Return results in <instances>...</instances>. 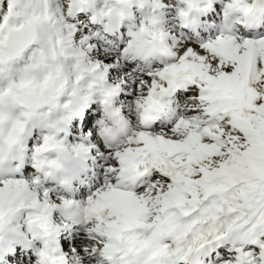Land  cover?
Listing matches in <instances>:
<instances>
[{
	"label": "snow or ice",
	"instance_id": "6c2138e0",
	"mask_svg": "<svg viewBox=\"0 0 264 264\" xmlns=\"http://www.w3.org/2000/svg\"><path fill=\"white\" fill-rule=\"evenodd\" d=\"M134 2L141 7L160 5V0H105L96 19L106 31H114ZM94 3L72 0L69 8L82 10ZM183 4L177 16L184 27H190L197 23L198 13L211 7L212 0H183ZM41 7L50 10L49 0H7L0 22V76L6 65L36 41L35 29L46 18L39 14ZM234 13L247 25L264 22V6L259 0H227L223 7L227 34L222 30L205 39H169V33L160 27L153 31L142 23L140 34L154 44L158 42L163 57L154 66L145 62L150 66L147 72L134 67L142 56L129 55V38L120 46L122 51L113 56L112 45L99 34L95 43L90 36L82 37L80 47L73 45L70 33L63 35L74 54L87 62L96 82H102L103 89L94 92L89 84L79 93L66 92L67 80L57 84L50 78L39 85L41 96L44 91L50 95L43 103L30 104L34 111L24 115L50 118L51 102L65 94L69 99L62 107L68 114L56 121L49 119V126L61 139L54 144L56 138L44 134L35 144L31 178H24L19 169L10 178H0V231L16 213L28 209L31 234L43 241L37 264H67L54 239L59 226L54 225L53 215L59 209L68 222L87 225L91 239L75 240L76 248L88 244L110 264H136L135 254L144 249L149 250L144 264H169L170 257L172 264H264V35L233 32L228 20ZM152 23L158 25V20L152 17ZM97 45L99 58L88 60L85 51ZM76 79L79 82L81 78ZM177 84L193 86L197 115L179 119L164 132L150 130L148 126L163 107V97ZM28 86L22 82L17 87ZM93 93L102 96L103 110H111L118 127L102 126L103 119L97 127L91 111L83 119L82 140L90 137L100 151L95 154V180L81 204L64 195L56 196L45 186V181L52 179L46 166L63 170L64 165L42 159V154L58 146L65 152L64 160L88 155L94 146L84 142L75 144L72 154H67L63 138L67 130L61 125L74 114L75 106ZM116 97L134 105L143 126L128 132L122 147L117 146L123 135L121 128L129 130V121L121 107L114 106ZM43 107L49 110L41 111ZM18 128L23 131V124ZM72 131L76 132L75 126ZM9 142H15V137L10 135ZM28 171L25 166L24 173ZM73 179L64 182L66 191L72 190ZM236 189L243 203L236 201L233 206L230 196L223 194ZM185 205L208 214L187 224L172 223L170 213L193 212Z\"/></svg>",
	"mask_w": 264,
	"mask_h": 264
},
{
	"label": "clouds",
	"instance_id": "9594fccd",
	"mask_svg": "<svg viewBox=\"0 0 264 264\" xmlns=\"http://www.w3.org/2000/svg\"><path fill=\"white\" fill-rule=\"evenodd\" d=\"M247 2L251 3L252 0H247ZM39 14L46 18L42 19L35 29L36 41L29 44L27 48L17 55L10 65H6L3 75L0 76V145L3 147V152L0 153V178H10L15 175L17 169L20 170L21 165L19 163H17L15 171L9 166V163L10 161L18 160L20 157H25L24 142L33 127L46 129V135L56 138L53 141L54 144L61 139L56 129L49 126V119L56 121L67 116V110L62 105L65 100L69 99L68 95L59 96L58 99L51 102L50 118L41 119L35 115H24L34 111L33 108L29 107L30 104L35 101L43 103L50 95L47 91H44L42 96L40 95L41 89L39 85L45 79L50 78L57 84L67 80L66 92L75 91L79 93L81 89L86 90L85 86L89 84L92 85V91L94 92L100 93L103 89L102 82L97 83L96 77L89 71L87 62L79 59L74 54L73 49L67 44L53 12L51 10L46 12L41 7ZM236 19L239 20L240 16L237 15ZM252 25L249 22V26L251 27ZM145 26L153 31L159 30V25H153L152 17L147 18ZM135 39L143 52L140 61L148 63L163 61V57L159 52L158 42L154 44L150 38L141 35L139 29L135 30ZM77 76L81 78L79 82H77ZM22 82L29 86L25 88L17 87ZM9 89H11V92H9ZM72 99H75V97H72ZM48 110V107L41 108V111L47 112ZM104 116L105 111L103 110L102 118ZM19 124H23V131L19 130ZM121 132L123 135L120 145L117 146L122 147L130 130L125 131L121 128ZM10 135L15 137V142H9ZM65 149L67 154H72V150L66 146ZM64 156L65 152L56 146L42 154V159L63 164ZM45 171L49 172L51 178L58 181L62 186L69 179L55 165L46 166ZM124 187H129V185H124ZM223 195L230 196V202L233 206H235L236 201L243 203V197H241L239 189ZM232 195L235 196V200L231 199ZM185 207L193 208V212L190 215H184L182 210H177L175 213H170L168 219L172 223L183 225L190 223L197 216L208 214L203 209L197 212L192 205H185ZM24 211L28 212L29 210L24 209ZM121 247H124V245L121 244ZM148 252V249H144L136 253V264H144ZM172 259L171 257L169 258V264H172Z\"/></svg>",
	"mask_w": 264,
	"mask_h": 264
},
{
	"label": "bare ground",
	"instance_id": "6f19581e",
	"mask_svg": "<svg viewBox=\"0 0 264 264\" xmlns=\"http://www.w3.org/2000/svg\"><path fill=\"white\" fill-rule=\"evenodd\" d=\"M179 2H180V7H183L184 6L183 0H179ZM259 2H260V4L262 6H264V0H259ZM217 6L219 7V4H216V6L213 9H211L207 14L202 16L201 19L205 20L211 14L212 15H218L219 11H218V7ZM94 7H95V4L92 7L89 6V7L83 8L82 10L80 9L79 11H81V13L77 11L78 10V8H77L76 11L74 10V15L72 16V20L73 21H77V22L80 21L81 19H79V18H80V15L82 13L85 14L84 18H83V20H85L87 14H88V11L90 13H94L96 11ZM169 7H166L163 4H160L158 7H153V5L151 3H148V4H145L141 8H143V10L145 12H147L151 8H154L155 11H157V12H161V15L154 14L155 18L158 20V25H160L159 27L161 28V26L163 27V23H162L161 19L164 17L167 20L165 11H166V9H169ZM202 12L198 13V17H199V15ZM97 14L94 13L95 19L97 17ZM222 14H223V12H222ZM133 16H134V11L132 10V7H130L128 9V15L126 16V18L124 19L123 22L125 23L126 22L125 20L129 21ZM173 20L174 21L176 20L178 22L177 25H178V29H179L180 33L186 34V36L189 35V33L187 32L188 29L181 24L178 16L175 17V19H173ZM97 21H99V20L97 19ZM171 23H172V21H171ZM202 23L204 25L203 27H200V26L197 27L198 24L197 23L195 24V28L196 29L198 28V30H197V33L195 35H194V33L191 32V36H190L191 38H193V39L204 38V36H207L208 33H214L216 30H223L225 33H227V31H228L227 29L223 28V25L222 26H216V25H208L207 22H202ZM78 25H81V23H78ZM93 25L99 26L98 22H95ZM120 25H118L116 27V29H115L118 33L122 32L121 29L119 28ZM69 29H68V32L70 33L71 31ZM161 29H163V28H161ZM84 30H85V28H84ZM232 30H234V29H232ZM166 33H168V32H166ZM243 33H250V34H253V35H257L256 31H253V30L252 31H245ZM257 33L259 35H263L264 34V22H263L262 27H260L259 30H257ZM70 34H71V41H72L73 45L75 46L74 39H76L77 37H74V35L72 33H70ZM239 34H241V33H239ZM63 35L64 36H68L69 34H63ZM123 36H124V34H123ZM121 41H125L124 37H123V39H121ZM139 51L142 52V50L140 48H139ZM92 54H93V57L91 56ZM85 56H86V58L88 60H92L93 62L95 61V59L99 58L98 55H97V49L96 48L93 50V52L85 51ZM182 88H184V89L185 88L186 89H190V88L194 89L192 85H184V84L174 85L165 94V96L163 97V100L167 96L172 97L174 94L175 95L176 94L177 95L180 94V92H182L181 91ZM194 93H195V96H196V92L195 91H194ZM92 95L97 96L94 99L93 104L99 105L100 107H102L101 97L98 94H95V93H93ZM192 98H194L193 94H192L191 99ZM83 100H81V102L78 105L75 106L76 110H75L74 114L71 116V118L65 124L61 125V127L65 128L67 130V136L63 137V138H64L65 146L68 149L71 148L73 150V146L75 144H77V143H80V142H84L86 144L93 145L94 147L90 150L88 155L86 157H84V158H76V159H73V160H64V163H63L64 168H63L62 172L64 174H66L69 178L74 177L73 182H72V190L71 191H66L65 188L62 185H60L58 183V181H56V180L49 179V180L45 181V186H47L49 188L50 192H52L56 196L64 195L66 198H71V199L77 200L81 204H83L86 201L87 195L89 194L90 189H88V188L89 187L91 188V185H88V184L90 183L91 180L92 181L95 180V176L93 175V173L98 171L97 157H96L95 154L100 151L99 147L96 146V142L91 140L90 137L85 138V139L82 140V136L80 134H77V132H73L72 131L73 126H75L76 131H77V125H75L76 123H74V122L77 119H81L82 123H83V119L85 117V114L88 112L87 110L89 109L88 108L89 106L85 108L86 109L85 110L86 113L84 112L83 116L80 114V111H79L80 109L79 108L83 107V104H82ZM163 100H162V103H163V107L162 108L166 107L165 102H164L166 100H164V101ZM121 102H122V99H120V100H115L114 99V104L117 105V107H119ZM178 108H179V110L177 112V115H176L175 119H173L174 121L171 119L173 123L177 122L181 118H186V117H184L186 115H182L180 113L181 107H178ZM99 109H101V108H99ZM101 110H103V109H101ZM129 111H130L129 115H125L126 118L129 121V130L132 131L135 128L143 127L141 125L140 121H138V126L134 125L133 128H130L131 122H130L129 118L131 117L130 115L134 112V108L133 109L131 108ZM181 111H183V110H181ZM194 111L195 110L188 111V113L191 114L189 116H192V114H194L192 112H194ZM122 112L125 114L123 109H122ZM76 113H78L77 116L75 115ZM91 113H92L93 116L97 115L96 111L95 112L93 111ZM175 114L172 117H174ZM80 116H82V117L78 118ZM172 117H170V118H172ZM115 119L117 120L116 117H115ZM162 120H164V119H162ZM154 123H152L150 126H148V128H151V126H153ZM162 123L164 124V122H162ZM95 125H97V124H95ZM117 127H118V124H117ZM35 130H40V132H43L38 138L39 139L38 143L40 142V140L42 139V136L45 134L46 129L33 127V129L29 131V135L26 138L27 140H25V142H24L25 157H20V158H18V160H13V161H10V163H9V166L14 171L16 170L17 163H19L21 165L20 173L24 176V178H31L30 176H26V174L23 173V170H24L25 166H27L30 163L32 164V161L31 162L28 161L31 158L28 156L29 145H28V142H26V141H29V139L31 137H33ZM36 134H38V133L36 132ZM73 138H75V140H72ZM68 141H69V144L67 143ZM32 149H34V148H32ZM23 162H24V164H23ZM28 162H30V163H28ZM30 172H33V171L31 170ZM33 174H34V172H33ZM87 179H91V180L90 181H86ZM85 181H86V183H85ZM81 189H83V194L81 193ZM80 198H81V200H80ZM57 215L59 217H63V218H57ZM53 223L59 224L58 230L54 234V239H55V244L58 247V249L60 250V252L65 255L67 264H73V263H71V261H73V262L76 261L75 262L76 264H85V262L90 258V255L88 253H86L85 251H82V250L78 251V249L75 246L68 247L69 250L67 248H65L62 236L64 234L63 232H65V231L70 233L72 230L77 231L76 229L80 228V227L81 228L84 227L83 229H87V225H85L83 223L75 224V223L68 222L67 219L63 216L62 212L59 209L55 210V212H54ZM65 224H69V227H64ZM10 226L11 227H8L9 229H5L3 231H0V256H2L0 258V264H5V258L7 256L8 257L6 259H8L9 257H12V256H10L12 254H13V257L16 256L17 252L15 250H13L14 245L12 244V242L15 243V245L22 246L23 247L22 249L25 250V251L27 250V252H29L31 249H33L34 253L32 255L34 257V261H32L33 263L32 262L31 263L32 264H37V262H38V252H39L40 248L43 246V241L40 240V239L34 238L32 236L31 231L29 229L28 213L26 211H24V210H21L20 212L16 213L14 215V218L11 221ZM18 240H20L19 244L17 242ZM13 251L16 252L15 255H14ZM99 254L97 253L96 257L100 256V259H101V254L100 255ZM100 262H102V261H100ZM6 263L8 264L7 261H6Z\"/></svg>",
	"mask_w": 264,
	"mask_h": 264
},
{
	"label": "rangeland",
	"instance_id": "374dc122",
	"mask_svg": "<svg viewBox=\"0 0 264 264\" xmlns=\"http://www.w3.org/2000/svg\"><path fill=\"white\" fill-rule=\"evenodd\" d=\"M71 2H72V0H49L50 10L57 17V19L60 20L59 27H60V30H61L62 34H69L68 29L70 28L69 29L71 31L70 33H72L74 35V37H77L76 39H74V43H75L76 47H80V40H81L82 37H84L86 35L92 37L91 42L95 43V40L97 38V34H99L101 36H103V35H102V32H101V29H99V26H95L93 28L94 15L92 13L91 14H87L86 19L83 20L85 14L82 13L80 15V18H79V19H81L80 21H78V22L77 21H73L72 20V16L74 15V10L76 11L77 8L70 9L69 8V4ZM94 4H95L94 8L96 10L94 13L97 14V13H99L100 9L105 7V0H95ZM94 4L91 5V7L94 6ZM160 4H163L166 7L170 6L169 9H166V11H165L167 20L164 17L161 19V21L163 23V27L161 26V28H163L162 29L163 31L169 33V39H171L173 36H175L179 40L193 39L190 36H186L185 34L180 33V31L178 29V25H177L178 22L176 20L175 21L173 20V19H175V17H177V9L180 7L179 3L176 2V0H160ZM6 6H7V0H0V22H2L3 16L6 14V10H7ZM131 7H132V10L134 11V16L131 18V21L125 20L126 23L123 22L119 26V28L120 29L122 28V31H124L126 33L123 36L125 41L121 42V41H118L116 39L105 38L103 36L105 41L106 42L108 41L107 44L108 45H112L111 53L113 52L112 53L113 56L116 54L117 51H122L120 46L121 45H126L128 38L131 40V43L128 45V53H129V55H131L133 57L143 56V52L139 51L140 47L138 45L137 40L135 39V30H137L141 26L142 23H147V18L148 17H155L154 14L161 15V12L155 11L154 8H151L147 12H145L143 10V8H141V6L139 4H137V3H133L131 5ZM79 10H80V8H78L77 11L81 13V11H79ZM170 20L172 21V23H171ZM78 23H81L82 26L78 25ZM84 28L87 29V32H85ZM221 31L222 30H216L214 33H208L207 36H204V38H198V39H205V38H208L209 36H214L216 34H219ZM131 32H133V34L130 36ZM233 32L236 33L237 31L233 30ZM225 34H227V33H225ZM256 34H258V33L256 32ZM123 37H122V39H123ZM98 48H99V45L96 46V49H98ZM94 49L95 48H93L90 52H93ZM104 51L108 52L109 49L105 48ZM91 56L93 57V54ZM155 63H157V62L153 61L152 62V66H154ZM134 67L136 69L140 70L141 72H147L149 70L150 66L148 64H146L145 62L136 61ZM181 91L182 92H180V94H178V95L174 94L172 97L167 96L166 98H164V100H168L167 101V105H169V107H171V108H175L176 112H178V110H179L178 107H181V110H183V111L180 110V113L182 115H186V116H184L186 118H192V117L196 116L198 111H199V109L197 107L198 100L196 99V96H195V93H194V89H192V88H190V89L182 88ZM192 94L194 95V98L191 99ZM96 97L97 96H94V95L88 96L87 99H84L82 101L83 102L82 103L83 107L79 108L80 109L79 110L80 114L83 116V113L84 112L86 113V111H85L86 109L85 108L89 106L88 104H90L91 108L88 109L87 111H91V112H93V111L95 112L96 111L97 113H99V115L94 116V117H96V119L93 121L94 125L97 124L96 126L98 127L99 126V120L103 119L104 125H102V126H110V127L116 128L117 125H116L115 120L110 116V110H104L105 111V116L102 118L103 110H101V109H103V108L101 107V109H99L100 108L99 105L93 104L94 99ZM88 98L91 99L90 101L92 103L89 102ZM164 102H165V105H166V101H164ZM132 105L133 104L131 102L122 99V102L120 103L119 107L121 106V108L125 112V115H129V112H130L129 110L131 108L132 109L134 108L133 107L134 105L133 106ZM114 106L117 107V105H115V104H114ZM98 110H100V111L98 112ZM190 110H195L194 112H192V113H194V114H192V116H189V115H191V114L188 113V111H190ZM138 114H139L138 111H136L135 108H134V112L130 115L131 117L129 118V120L131 122L130 128H133L134 125L138 126V121H140L139 120L140 117H139ZM168 115H172V114H170V112H168ZM176 115H177V113L175 114L174 117H172V118L169 117L167 120L166 119H164V120L161 119L157 124L156 123L153 124V126H151V128H149V129L152 130V131H155L157 133L167 131L168 129L172 128L175 125L176 122L173 123L172 120L175 119ZM82 116H80L78 118H81ZM162 122H164V124ZM76 124H77V128H78L76 132H77V134L81 135L82 127L79 126L80 125V121L76 122ZM135 129H137V128H135ZM36 132L38 134H36ZM42 133L43 132H40V130H35L33 137H31L29 139V141H26V142H28V145H29L28 156L30 158H31V153L33 151L32 148H34L35 144L38 143V140H39L38 138H39V136ZM28 135H29V133H28ZM28 135H27V137H28ZM25 140H27V139H25ZM72 140H75V138H73ZM67 143L69 144V141ZM69 149L72 150L71 148H69ZM28 161L31 162V159H29ZM30 162H28V163H30ZM30 164L27 165L29 167V171H28L29 173L27 172L26 176L32 177L34 174H33V172H30L31 171V165ZM23 173H24V170H23ZM87 180L90 181L91 179H87ZM93 181L91 180L88 185H92ZM85 183H86V181H85ZM88 189H90V187ZM80 200H81V198H80ZM13 218H14V216H13ZM57 218H63V217H59L57 215ZM11 221L5 227V229H9L8 227H11L10 226ZM54 225H58L59 226V224H55V223H54ZM83 228L84 227L77 228L76 229L77 231L72 230L70 233L66 232V231L63 232L64 233L63 236H62L63 242L67 241V247H65V248H67L69 250L68 247H70V246H72V247L75 246L76 247V244L74 243V241L77 240V239H79V240H89V239H91L89 233L87 232V229H83ZM19 241L20 240L17 241L18 244H19ZM12 244L14 245L13 250H15L17 252V254H16V252L13 251L14 255L16 254V256L13 257V254H12V255H10L12 257H9L8 259H6L8 257L7 256L5 258V264H7L6 261L8 262V264H32L33 263L32 261H34V257L32 255L33 254L32 249L29 252H27V250L25 251V250L22 249L23 248L22 246L15 245V243H13V242H12ZM80 250L85 251L86 253H88L90 255V258L85 262V264H103V261L100 259V256L96 257L97 253L99 254L100 252L93 251L92 247H90L88 244H82L80 246V248L78 249V251H80ZM1 257L2 256H0V258ZM100 261H102V262H100ZM75 262L76 261H74V262L71 261V263H73V264Z\"/></svg>",
	"mask_w": 264,
	"mask_h": 264
}]
</instances>
